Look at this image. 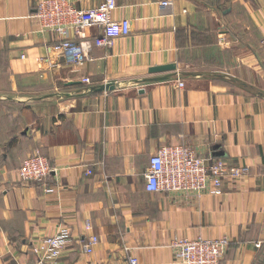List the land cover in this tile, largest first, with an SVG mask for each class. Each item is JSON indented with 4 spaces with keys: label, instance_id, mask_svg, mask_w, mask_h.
Returning <instances> with one entry per match:
<instances>
[{
    "label": "crops",
    "instance_id": "1",
    "mask_svg": "<svg viewBox=\"0 0 264 264\" xmlns=\"http://www.w3.org/2000/svg\"><path fill=\"white\" fill-rule=\"evenodd\" d=\"M68 1L90 9L101 0ZM164 1L118 0L112 18L128 19L129 35L71 67L32 17L36 0H0L11 83L0 104V264H32L37 239L63 227L71 242L55 264H182L171 241L198 237L229 239L220 264L264 263V89L255 90L264 88V0ZM99 33L95 25L85 36ZM189 48L234 53L226 70L201 75L183 58ZM168 64L175 71L148 72ZM179 144L249 173L218 194L147 192L149 159ZM35 151L52 167L45 185L18 176Z\"/></svg>",
    "mask_w": 264,
    "mask_h": 264
},
{
    "label": "built area",
    "instance_id": "2",
    "mask_svg": "<svg viewBox=\"0 0 264 264\" xmlns=\"http://www.w3.org/2000/svg\"><path fill=\"white\" fill-rule=\"evenodd\" d=\"M118 0H101L90 9L74 7L68 0H36L32 17L37 20L42 31L58 37L55 44L64 57L66 64L79 67L91 60L90 51L93 47L110 49L116 40L127 37L130 33L128 19L115 20L113 12L118 8ZM162 6H172L170 0L161 3ZM98 25L100 33L87 40L86 31ZM81 38V42L76 41ZM89 83V79L82 80ZM183 82L178 83L182 88ZM52 172L48 160L39 152L24 160L18 168V176L23 183H39L45 185ZM249 173L246 166L228 164L220 158H202L188 145L164 146L149 159L145 174L146 191L182 192L201 195L207 191L219 193L225 180H239ZM52 192L51 188H46ZM85 231H90L91 225L85 223ZM71 242V234L63 227L51 235L37 239V255L32 264H55L61 257L65 247ZM98 242L96 236H91L83 250L87 254L93 251ZM229 239L195 238L192 240L173 238L170 247L174 258L182 264H220L229 245ZM129 253L130 248L126 247ZM126 264H138L135 257L129 256Z\"/></svg>",
    "mask_w": 264,
    "mask_h": 264
},
{
    "label": "rangeland",
    "instance_id": "3",
    "mask_svg": "<svg viewBox=\"0 0 264 264\" xmlns=\"http://www.w3.org/2000/svg\"><path fill=\"white\" fill-rule=\"evenodd\" d=\"M225 29H229L232 31V29L228 26H225ZM222 29H220L221 31ZM252 37L257 38L256 33L253 29H250V31L248 32ZM248 34V35H249ZM245 38V37H242ZM220 42L223 40L222 36H220L219 38ZM203 41H205V43H214L212 38H204ZM241 45H239V43L237 44V46H242V42H240ZM202 49V48H198V49H192L189 48L187 50V55L183 56L184 60H186L187 62L191 61V65L193 66V68L196 70L194 71L197 74H201V75H209L211 73H215V72H211V71H215L216 69H220L221 71L226 70L230 64H231V56L234 53V51H227L225 53H217L215 51V49H213V51H211V48H208V50ZM261 48L259 47V53L264 56V50H260ZM192 50V51H191ZM194 50V54L190 53L193 52ZM197 50V51H196ZM212 53V55L209 57V54ZM7 63H6V59L3 55H0V104H4L5 101H2L1 99L2 96L4 97L5 95H10L11 91H10V85L11 83L9 82V72L6 68ZM219 70V71H220ZM211 76V75H210ZM208 79V78H206ZM241 84V83H240ZM34 86V84H32ZM234 88L235 86H239L238 83L234 82ZM15 86H18V89H20V91L22 88V83H21V79L16 78L15 81ZM13 89V88H12ZM15 89V88H14ZM25 89V88H24ZM264 88L260 87L259 85L256 86L255 90L261 91ZM27 90V89H26ZM25 90V91H26ZM255 90H253L255 93ZM264 91V90H263ZM264 93V92H263ZM5 99V98H4ZM230 242V241H229ZM264 264V263H262Z\"/></svg>",
    "mask_w": 264,
    "mask_h": 264
},
{
    "label": "water",
    "instance_id": "4",
    "mask_svg": "<svg viewBox=\"0 0 264 264\" xmlns=\"http://www.w3.org/2000/svg\"><path fill=\"white\" fill-rule=\"evenodd\" d=\"M225 13V12H224ZM176 66L174 64H168V65H163V66H154L151 67L148 72L150 74H160V73H165V72H172L175 71ZM169 76L153 79L152 81H163V80H168Z\"/></svg>",
    "mask_w": 264,
    "mask_h": 264
}]
</instances>
